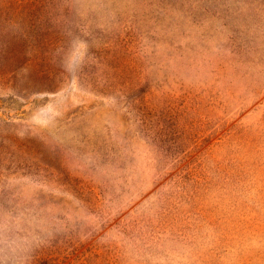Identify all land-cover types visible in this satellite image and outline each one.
Instances as JSON below:
<instances>
[{
  "label": "rangeland",
  "instance_id": "374dc122",
  "mask_svg": "<svg viewBox=\"0 0 264 264\" xmlns=\"http://www.w3.org/2000/svg\"><path fill=\"white\" fill-rule=\"evenodd\" d=\"M0 264H264V0H0Z\"/></svg>",
  "mask_w": 264,
  "mask_h": 264
}]
</instances>
